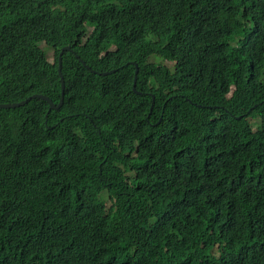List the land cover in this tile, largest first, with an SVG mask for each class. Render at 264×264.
<instances>
[{
  "label": "trees",
  "instance_id": "16d2710c",
  "mask_svg": "<svg viewBox=\"0 0 264 264\" xmlns=\"http://www.w3.org/2000/svg\"><path fill=\"white\" fill-rule=\"evenodd\" d=\"M122 25L161 40L142 95ZM32 95L62 106L0 109V264H264V0H0V104Z\"/></svg>",
  "mask_w": 264,
  "mask_h": 264
},
{
  "label": "clouds",
  "instance_id": "9594fccd",
  "mask_svg": "<svg viewBox=\"0 0 264 264\" xmlns=\"http://www.w3.org/2000/svg\"><path fill=\"white\" fill-rule=\"evenodd\" d=\"M140 11L147 13L146 8H141ZM122 42H123V67L129 66V65H133L136 68L135 71V77H136V72L138 71V75H139V65L137 64V60L139 59V57L141 56H147L149 57V61L152 58H155V56H152V53L150 55H147V52L150 50V44H155V43H160L161 40L160 38L152 32H149L147 35H143L138 26L137 25H128L127 27L122 25ZM158 63V62H156ZM165 63H169V62H165ZM172 64V63H169ZM174 65V64H172ZM112 73H114V71H111ZM106 73V72H103ZM110 73V72H108ZM110 73V74H112ZM108 74V75H110ZM102 75V73H101ZM137 75V77H138ZM107 76V75H104ZM134 77V80H135ZM138 82V80H137ZM137 84V83H136ZM134 90V89H133ZM137 95H142V93L136 91V87H135V91H134ZM230 92V91H229ZM154 98V102L156 100L155 97ZM217 107V106H215ZM151 110V109H150ZM154 110V109H152ZM152 111L149 112V114H151ZM129 118V115L127 113H123V121H126ZM237 118H241V117H237ZM250 118V117H249ZM162 121V118L158 121L159 123ZM254 129V127H253Z\"/></svg>",
  "mask_w": 264,
  "mask_h": 264
},
{
  "label": "water",
  "instance_id": "95a60500",
  "mask_svg": "<svg viewBox=\"0 0 264 264\" xmlns=\"http://www.w3.org/2000/svg\"><path fill=\"white\" fill-rule=\"evenodd\" d=\"M71 50L70 49V46H64V48L61 49L59 55H58V74L60 76V83H61V96L63 98V90H64V81L61 77V56H62V53L64 51H69ZM112 73V72H110ZM108 72L106 73H102V75H108L110 74ZM138 71L136 72V77H135V80H134V86H133V89L135 91V87H136V83H137V80H138ZM31 99H39V100H43V101H46L49 105V109L52 110V109H59L61 106H62V100L59 101L58 105L55 106L51 100H49L47 97L43 96V95H32L30 96L29 99L25 100V101H22L20 103H16V104H0V109H14V108H18V107H22L24 105H26ZM154 109V107H151V110Z\"/></svg>",
  "mask_w": 264,
  "mask_h": 264
},
{
  "label": "rangeland",
  "instance_id": "374dc122",
  "mask_svg": "<svg viewBox=\"0 0 264 264\" xmlns=\"http://www.w3.org/2000/svg\"><path fill=\"white\" fill-rule=\"evenodd\" d=\"M93 28V24L88 23L87 24V32L90 33L91 30ZM42 48H44L47 58L50 62H53V50L48 48V46H45L44 43H41ZM150 63H156V62H160V60H158L157 58H152L150 61ZM162 65H165L169 68H173L174 65L169 64V63H162ZM250 123L252 124V126L254 127V129H256L257 124L259 123V119L256 117H250L249 118ZM97 201L102 203V204H107L108 206L110 205L111 200L109 199V195L108 192L105 191L103 192L100 196L97 197Z\"/></svg>",
  "mask_w": 264,
  "mask_h": 264
}]
</instances>
